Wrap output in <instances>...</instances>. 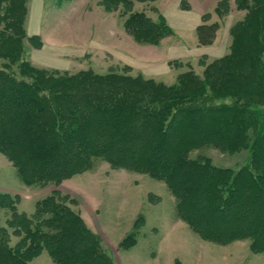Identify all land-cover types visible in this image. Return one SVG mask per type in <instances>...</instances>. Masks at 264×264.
Listing matches in <instances>:
<instances>
[{
    "label": "trees",
    "instance_id": "trees-1",
    "mask_svg": "<svg viewBox=\"0 0 264 264\" xmlns=\"http://www.w3.org/2000/svg\"><path fill=\"white\" fill-rule=\"evenodd\" d=\"M112 1L116 7H127L130 15L126 27L138 34L139 40L158 43L173 31L164 18L156 23L145 11L133 9L135 1L149 0ZM238 1L252 6L243 28L250 26L255 14H260L257 19L263 27L264 0ZM203 18L198 27L201 35L205 29H213L207 23V15ZM261 38L255 50L257 60L224 57L208 64L204 80L196 74L199 88L205 87V81L217 82L220 89L234 94L236 102L230 106L182 105L180 100L186 98L183 82L162 86L152 79L142 81L113 70L103 75L85 71L69 75L60 69H28L25 62L20 65L21 75L0 70V151L13 161L19 176L30 185L59 184L93 167L99 158L117 167L147 173L166 182L176 198L178 216L201 238L220 244L251 238L253 250L261 252L264 107H251L252 103H264ZM214 67L220 73L216 74ZM197 115L225 124V129L210 127L200 133L196 128L189 129V135H171L187 131L182 121L176 123L177 118ZM249 142L252 159L240 169L189 157L192 149L207 143L238 150ZM60 197L54 194L40 200L36 215L31 218L18 209V195L0 190V208L12 212L6 221L10 227L0 217V264H32L44 250L56 264H115L102 238L68 203L75 201L66 194ZM239 216L244 223H234ZM142 217L136 219L134 230L142 226ZM9 228L20 236L16 244L11 243ZM130 241L135 243L133 233L122 245L130 247Z\"/></svg>",
    "mask_w": 264,
    "mask_h": 264
},
{
    "label": "rangeland",
    "instance_id": "rangeland-1",
    "mask_svg": "<svg viewBox=\"0 0 264 264\" xmlns=\"http://www.w3.org/2000/svg\"><path fill=\"white\" fill-rule=\"evenodd\" d=\"M245 2L135 1L134 10L145 11L156 23H161L164 18L163 21L173 29L158 43H148L139 40L136 37L138 34L126 27L125 21L130 15L127 7L123 4L116 7L112 0H44L42 36L36 37L28 31L32 0H0V70L21 75L20 65L24 62L28 69L55 70L40 67L32 59L34 49L53 47L48 50L56 49L63 56L68 54L67 57L73 59L72 67L64 71L60 69L61 73L72 75L85 71L103 75L113 70L140 77L142 81L152 79L162 86H176L183 82L181 88L186 98L180 100L182 105H234L237 97L228 90L220 89L217 82L205 81V87L199 88L196 74L204 80L208 64L224 57L233 56L235 61L243 56L248 61L257 60L255 50L260 43L259 38L264 39V26L257 19H260V14H255L250 26L243 28L252 7ZM172 6L186 12L169 15L168 21L166 11ZM188 10L207 15V23L213 25V29H205L201 35L196 27L184 28L185 24L194 22L195 14ZM198 49L201 51L196 55ZM261 52L260 56L264 59V50ZM26 67L25 71L29 72ZM215 72L220 73V70L217 68ZM199 95L202 98L196 97ZM176 105L181 104L177 102ZM251 107L261 109L264 103H252ZM182 117L177 118L176 123L182 121L186 133L174 132L171 135H189L192 134L189 129L196 128L200 129V133L210 127L225 129V124H218L208 117ZM250 144L230 150L207 143L192 149L189 157L211 161L218 167L240 169L251 162ZM0 190L18 195V209L31 218L35 217L40 200L54 194L59 199L63 194L69 195L75 202L68 200V203L102 238V244L115 264H264V250L254 251L251 238L236 239L228 244L201 238L178 216L176 198L165 181L134 169L114 166L100 158L93 167L59 184L37 186L25 183L13 161L0 151ZM57 190L59 192L55 193ZM11 214L9 209L0 208V217L6 227H10L6 221ZM141 215L142 226L134 230V223ZM235 220L236 224L245 222L242 216ZM13 231L9 228L11 243L16 244L20 236ZM131 233L135 235V243L130 241V247L122 245ZM32 264L56 263L44 250L33 259Z\"/></svg>",
    "mask_w": 264,
    "mask_h": 264
},
{
    "label": "crops",
    "instance_id": "crops-1",
    "mask_svg": "<svg viewBox=\"0 0 264 264\" xmlns=\"http://www.w3.org/2000/svg\"><path fill=\"white\" fill-rule=\"evenodd\" d=\"M172 9H169V11H166L168 21H170L169 15H181L182 13L186 12V10H181L177 6H172ZM191 10V9H190ZM187 12H194V22L190 25L185 24L184 28H194L198 29L199 25L203 22V16L202 12L200 11H187ZM44 17V0H32V13L30 16V21L28 24V31L30 35H40L42 36V21ZM191 21V20H190ZM32 25V26H31ZM31 26V28L29 27ZM189 31V30H188ZM49 46V45H48ZM53 47H48V49H52ZM34 49L32 52V59L35 64H37L40 67H49V68H55V69H61L66 70L72 67V60H70L67 55H62L63 53H60V51L53 49ZM173 50V49H172ZM201 50L198 49V52L196 51V55L200 54ZM172 56V55H171Z\"/></svg>",
    "mask_w": 264,
    "mask_h": 264
}]
</instances>
